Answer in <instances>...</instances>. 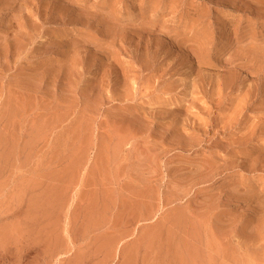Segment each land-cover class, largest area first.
<instances>
[{"label": "rangeland", "instance_id": "1", "mask_svg": "<svg viewBox=\"0 0 264 264\" xmlns=\"http://www.w3.org/2000/svg\"><path fill=\"white\" fill-rule=\"evenodd\" d=\"M0 264H264V0H0Z\"/></svg>", "mask_w": 264, "mask_h": 264}]
</instances>
